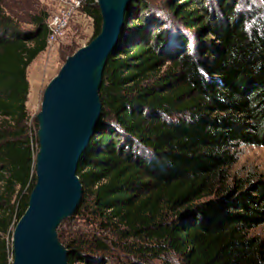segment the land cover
<instances>
[{"label": "trees", "instance_id": "1", "mask_svg": "<svg viewBox=\"0 0 264 264\" xmlns=\"http://www.w3.org/2000/svg\"><path fill=\"white\" fill-rule=\"evenodd\" d=\"M168 1L190 36L152 25L134 0L106 60L68 220L85 214L109 237H69L64 220L68 264H107L118 248L126 264L167 253L180 264H264V237L250 234L264 225V179L230 174L240 145L264 146V16L237 0ZM80 11L93 20L91 41L102 22L96 0ZM47 18L40 11L25 28L0 2V264L12 263V231L36 181L27 69L47 47Z\"/></svg>", "mask_w": 264, "mask_h": 264}, {"label": "water", "instance_id": "2", "mask_svg": "<svg viewBox=\"0 0 264 264\" xmlns=\"http://www.w3.org/2000/svg\"><path fill=\"white\" fill-rule=\"evenodd\" d=\"M96 0L100 33L67 57L45 87L36 115L35 185L15 224L11 264H68L57 230L82 198L77 164L98 126L99 87L108 56L114 53L130 2Z\"/></svg>", "mask_w": 264, "mask_h": 264}, {"label": "rangeland", "instance_id": "3", "mask_svg": "<svg viewBox=\"0 0 264 264\" xmlns=\"http://www.w3.org/2000/svg\"><path fill=\"white\" fill-rule=\"evenodd\" d=\"M143 1L147 5V10L143 13L145 19L157 21L156 23L152 21V25L158 26L160 24L165 32L174 35V37L177 34L190 36L178 21L169 14L167 9L168 0ZM237 1V7L240 10L242 9L244 12L251 13V15L259 14L264 16V0ZM0 2L5 12L10 14V16L25 28L31 27L28 24L30 16L40 11H45L48 14V21L49 16L56 14L60 8L57 0H0ZM80 9L70 18L61 38L54 45L46 47L27 69V78L30 87L27 110L29 113V127L31 132L35 131L34 119L40 111L42 94L45 87L56 76L66 58L71 56L79 48L87 45L93 35V20L83 14ZM174 45L177 44L171 43L169 47L171 46L173 48ZM170 67L171 62L165 61L159 69L158 74L162 75ZM236 153L237 162L230 169L231 176L245 178L248 175H259L264 179V146L240 145ZM87 219L85 218V214L83 217L75 216L70 220L67 219L63 228L67 231L69 237L74 236L91 239V237L98 234H102V237H109L106 233L101 232L98 226L90 224ZM250 234L263 238L264 225L251 230ZM118 249L112 250L111 254L105 256L106 260H108L107 264H126L122 251ZM149 263L180 264V261L176 255L167 253L159 259L150 260Z\"/></svg>", "mask_w": 264, "mask_h": 264}, {"label": "built area", "instance_id": "4", "mask_svg": "<svg viewBox=\"0 0 264 264\" xmlns=\"http://www.w3.org/2000/svg\"><path fill=\"white\" fill-rule=\"evenodd\" d=\"M59 10L56 14L49 16L47 26L49 35L47 47L54 45L61 38L70 18L81 8L83 0H57Z\"/></svg>", "mask_w": 264, "mask_h": 264}]
</instances>
